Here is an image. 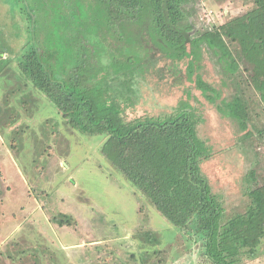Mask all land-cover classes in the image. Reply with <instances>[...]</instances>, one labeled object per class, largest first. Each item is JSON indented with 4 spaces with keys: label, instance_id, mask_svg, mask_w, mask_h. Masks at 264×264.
<instances>
[{
    "label": "rangeland",
    "instance_id": "obj_1",
    "mask_svg": "<svg viewBox=\"0 0 264 264\" xmlns=\"http://www.w3.org/2000/svg\"><path fill=\"white\" fill-rule=\"evenodd\" d=\"M46 2L48 12L35 0H0V264H163L191 243L201 244L193 230L169 223L104 157L106 134L85 135L68 126L21 68L23 55L45 47L46 66L57 68V79L77 70L78 90L102 116L127 122L195 107L203 118L198 136L213 150L201 171L222 197L227 216L243 211L242 178L250 168L264 180V144L257 137L239 142L233 123L187 78V61L172 64L147 34L140 36L142 59L139 48L130 60L131 42H103L97 35L71 42L52 24L59 1ZM79 5L69 2L70 22L69 8ZM251 5L187 4L196 31L242 15ZM138 62L140 70L134 68ZM214 62L204 55L199 74L229 99L234 90L222 85ZM256 122L264 123V112ZM66 217L71 221L62 225ZM242 261L264 264V240L255 258Z\"/></svg>",
    "mask_w": 264,
    "mask_h": 264
},
{
    "label": "trees",
    "instance_id": "obj_2",
    "mask_svg": "<svg viewBox=\"0 0 264 264\" xmlns=\"http://www.w3.org/2000/svg\"><path fill=\"white\" fill-rule=\"evenodd\" d=\"M36 1L49 11L46 0ZM55 1L59 2L51 12L57 18L52 24L59 28L58 34L66 32L71 42L87 41L92 35L103 42H131L134 56L130 60L139 48L142 59L140 36L147 34L148 41L154 42L172 64L187 61V78L223 118L233 123L239 142L257 137L264 144V123L258 126L256 122L264 112V0H250L251 8L242 15L197 31L187 6L189 0ZM69 2L80 3L77 9L69 8L71 22ZM44 48L29 49L21 68L70 128L85 135L106 134L101 149L104 157L169 223L200 236L210 264H245L243 257L257 256L264 240V180L257 168H250L242 178L243 211L226 215L222 197L212 192L201 171V164L211 158L213 150L198 136L203 118L195 107L127 122L102 116L92 99L78 90V71L71 70L67 78L57 79V68L46 66L50 55ZM204 55L214 57L221 69L222 85L234 90L229 99H222L221 92L199 74ZM138 64L134 68L140 70ZM70 221L66 217L60 222Z\"/></svg>",
    "mask_w": 264,
    "mask_h": 264
},
{
    "label": "crops",
    "instance_id": "obj_3",
    "mask_svg": "<svg viewBox=\"0 0 264 264\" xmlns=\"http://www.w3.org/2000/svg\"><path fill=\"white\" fill-rule=\"evenodd\" d=\"M196 236L201 240L199 235L196 234ZM191 245V248H187L186 250H178V255L176 257L171 258L168 262L165 261L163 264H210L204 255L202 245L193 243H191Z\"/></svg>",
    "mask_w": 264,
    "mask_h": 264
}]
</instances>
